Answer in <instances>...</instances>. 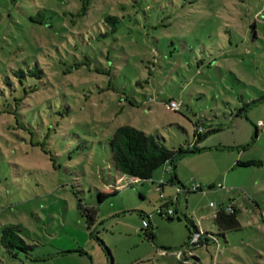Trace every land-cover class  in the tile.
I'll list each match as a JSON object with an SVG mask.
<instances>
[{"label": "rangeland", "instance_id": "374dc122", "mask_svg": "<svg viewBox=\"0 0 264 264\" xmlns=\"http://www.w3.org/2000/svg\"><path fill=\"white\" fill-rule=\"evenodd\" d=\"M80 9V0H0V237L16 226L32 246L0 242V264H185L184 255L264 264V0ZM109 14L121 17L117 30ZM37 61L44 75L13 73ZM244 93L260 101L232 115ZM197 120L215 130L198 136ZM126 124L193 151L153 179L117 182L109 139ZM169 171L188 189L162 190ZM80 204L97 208L91 226ZM228 206L242 225L222 235L214 216ZM194 226L215 240L194 245Z\"/></svg>", "mask_w": 264, "mask_h": 264}, {"label": "trees", "instance_id": "16d2710c", "mask_svg": "<svg viewBox=\"0 0 264 264\" xmlns=\"http://www.w3.org/2000/svg\"><path fill=\"white\" fill-rule=\"evenodd\" d=\"M80 2L81 9L78 14L83 16L87 15L93 0H80ZM32 18V20L35 22L43 23L42 21L40 22L39 20H35L34 17ZM105 21L109 24V26H111L110 28H112V30H117L118 26L122 22L120 16L113 14L107 15L105 17ZM13 73L17 77H19L22 82L23 78L27 77L28 75L42 76L46 72L44 68L40 65V63L37 61L31 69L25 70L23 68H19L16 69ZM152 98L155 97H150L151 100ZM241 100L245 101V104L241 108H236L235 111L232 110V115L240 116L246 110V107L260 101H246L245 93L241 97ZM19 107L20 106H17L15 111L10 113L19 116ZM195 130L197 135L201 136L202 134L212 132L213 130H215V128L209 126L203 120H197L195 122ZM109 151L111 155L112 166L119 175V179L117 180V182L119 180H127V182L132 180V182H130V184H132L133 181L145 182L147 180L153 179L155 172L158 169L165 167L167 164L176 165V161L179 158L183 157L186 153L192 152L193 150L183 148H180L179 150L171 149L165 144L163 139L157 138L153 134H147L145 131L133 125L126 124L117 127L113 132L111 138L109 139ZM194 151H198V149ZM238 165L251 166L255 165V161L240 160L238 161ZM171 176V182L176 183V186H182L185 190L188 189L187 187L182 185V181L180 180L176 171L171 172ZM163 184L164 183H162V185ZM162 185H160V187L163 190ZM199 190H201V188L200 186H197L196 191ZM117 192V190L112 193L99 192L100 202L105 201L108 197L112 196L113 194H116ZM80 207L83 208L84 214L87 217L88 224L91 226V224L95 223L96 216L98 214L97 208L94 206H86L84 204H80ZM238 212L239 210L237 207L228 206L226 208L221 207L219 209V211L214 216V221L220 230V234L225 235L227 231L239 230L241 228L242 224L238 217ZM161 213L164 212L162 211ZM173 217L174 216H170L171 219ZM192 223L194 224V222ZM194 227L196 229V240L194 239L192 241L194 245L201 246L203 244H208L213 239L215 240V235L213 233L208 231L201 232L199 231L197 226ZM149 236H152V238H154L153 233H149ZM0 242L4 248L10 251H13L15 249L30 251L32 249V246L28 245L26 241L22 238V236L19 234V230L16 226H6L2 231ZM189 245L190 244H188L187 246L189 247ZM188 247L187 249H189ZM184 261L185 264H202L200 258L196 256L190 257L188 255H184Z\"/></svg>", "mask_w": 264, "mask_h": 264}, {"label": "built area", "instance_id": "2783aa9c", "mask_svg": "<svg viewBox=\"0 0 264 264\" xmlns=\"http://www.w3.org/2000/svg\"><path fill=\"white\" fill-rule=\"evenodd\" d=\"M171 105H172V107L175 109V110H180L181 109V103L180 102H178V101H176V100H173V101H171ZM196 189V188H195ZM182 189L179 187V189H178V191H181ZM161 197H164V195L163 194H161ZM167 214L169 215V216H174V214H175V211L174 210H172V209H168L167 210ZM146 228L147 227H149V223L146 221V220H144V224H143Z\"/></svg>", "mask_w": 264, "mask_h": 264}, {"label": "crops", "instance_id": "0c3cea01", "mask_svg": "<svg viewBox=\"0 0 264 264\" xmlns=\"http://www.w3.org/2000/svg\"><path fill=\"white\" fill-rule=\"evenodd\" d=\"M170 172V171H169ZM171 173V172H170ZM158 177L160 178L161 176L160 175H158ZM181 180V179H180ZM172 181V176L170 177V178H165V177H162V178H160V179H158V181H156L157 183H159V184H161L162 185V183H164L163 185H162V187H163V190L165 189V187H167V185H170V186H172V187H176V183H173V182H171ZM181 197V195H177L176 196V198L177 199H179Z\"/></svg>", "mask_w": 264, "mask_h": 264}, {"label": "water", "instance_id": "95a60500", "mask_svg": "<svg viewBox=\"0 0 264 264\" xmlns=\"http://www.w3.org/2000/svg\"><path fill=\"white\" fill-rule=\"evenodd\" d=\"M110 264H114V260H113V258H111V262H110Z\"/></svg>", "mask_w": 264, "mask_h": 264}]
</instances>
